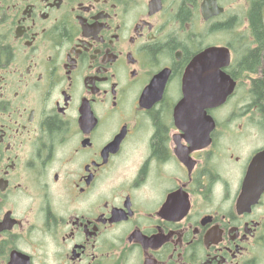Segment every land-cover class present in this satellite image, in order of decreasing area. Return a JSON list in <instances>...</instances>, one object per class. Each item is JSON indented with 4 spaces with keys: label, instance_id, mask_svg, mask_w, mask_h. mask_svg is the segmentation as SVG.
<instances>
[{
    "label": "flooded vegetation",
    "instance_id": "flooded-vegetation-1",
    "mask_svg": "<svg viewBox=\"0 0 264 264\" xmlns=\"http://www.w3.org/2000/svg\"><path fill=\"white\" fill-rule=\"evenodd\" d=\"M0 264H264V0H0Z\"/></svg>",
    "mask_w": 264,
    "mask_h": 264
},
{
    "label": "water",
    "instance_id": "water-1",
    "mask_svg": "<svg viewBox=\"0 0 264 264\" xmlns=\"http://www.w3.org/2000/svg\"><path fill=\"white\" fill-rule=\"evenodd\" d=\"M198 63V60L196 61V64ZM205 63V60L204 61H202L201 62V64H204ZM224 99H222L221 101H219V102H222ZM193 102H196V101H194V100H190V99H186L185 101H184V104H190V103H193ZM203 104H204V102H203ZM206 104L207 105H210V104H213V102L212 101H210V100H207L206 101ZM255 162H256V160H254V162H253V165L255 164ZM253 166L251 167V169L249 170V173H248V176H253Z\"/></svg>",
    "mask_w": 264,
    "mask_h": 264
}]
</instances>
